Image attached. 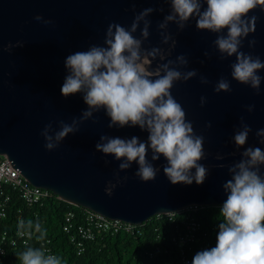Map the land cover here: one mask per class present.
<instances>
[{
  "label": "water",
  "instance_id": "1",
  "mask_svg": "<svg viewBox=\"0 0 264 264\" xmlns=\"http://www.w3.org/2000/svg\"><path fill=\"white\" fill-rule=\"evenodd\" d=\"M132 3L136 4L137 12L150 5L164 8V12L154 11L150 15V35L144 45L159 46L156 25L169 10L165 0H0V155L31 185L126 223L142 224L151 216L191 204L220 206L226 199L222 184L230 178L227 167L238 161L243 148L249 145L264 149L255 136L256 130L264 127V81L257 94L248 85L232 79L230 63L235 55L220 59L212 46L216 33L197 30L194 20L182 31L169 24V31L177 41L169 58L185 53L189 60L187 67L197 69V76L175 82L171 93L184 108L186 119L193 122L194 131L204 135L206 158L201 163L209 172L202 183L169 182L163 173L161 157L153 162L161 165L154 179H138L134 175L137 165L133 162L131 168L119 173L127 179L108 195L104 188L107 181L114 180L119 161L95 150L99 136L107 133L146 139L147 131L138 126L108 128L109 118L103 110L94 113L95 122L85 121L79 131L68 134L56 149L44 148L40 131L46 123L53 121L55 127L58 120L71 122L86 108L79 93L67 97L61 94L65 57L87 49L90 44H102L109 22L130 25ZM249 15L258 19L254 32L245 37L242 50L264 60V11L256 8ZM35 18L54 25V30H42L34 24ZM253 38L256 43L249 48L248 40ZM16 41L23 45L9 51L4 49L5 44ZM205 51L210 56L205 57ZM201 74L208 78V84L200 82ZM260 74L264 75V69ZM220 76L230 80V92L213 91ZM201 95L206 97L203 106L199 102ZM249 104L254 105L252 112L246 110ZM241 116L252 131L246 144L236 149L231 138ZM208 122L211 127H205ZM218 152L223 159L215 158ZM146 156L150 158V152ZM220 164L224 167H217ZM261 171L264 172V166Z\"/></svg>",
  "mask_w": 264,
  "mask_h": 264
},
{
  "label": "clouds",
  "instance_id": "2",
  "mask_svg": "<svg viewBox=\"0 0 264 264\" xmlns=\"http://www.w3.org/2000/svg\"><path fill=\"white\" fill-rule=\"evenodd\" d=\"M169 10L157 23L160 45L145 47L150 35V15L154 11L164 12L163 7L148 6L136 11V4L130 5L133 18L128 26L109 22L102 44H90L85 50L69 53L64 59L66 75L61 85V94L79 93L86 108L71 122L58 120L46 123L40 131L44 148L56 149L68 134L79 131L85 121H96L94 113L103 110L108 128L138 126L147 131L146 139L136 135L118 136L103 133L95 143V150L111 155L119 161L114 180L106 182L104 191L111 195L117 184L127 179L120 171L137 165L134 175L141 181H150L161 170L154 161L163 160V173L169 182L200 184L206 178L209 168L201 161L206 158L203 147L204 135L194 131L193 122L186 119V112L171 89L177 81H187L197 76V69L188 68L185 53L169 58L177 41L169 31V24L182 31L191 21L197 30L216 33L213 48L224 59L235 55L230 63V76L237 82L248 85L257 94L261 92L264 75V60L259 55L242 50L245 37L254 32L258 17L249 15L250 10L264 11V0H165ZM34 24L44 31L54 30V25L43 23L40 18ZM139 32L138 35L136 33ZM255 39L248 40L249 48ZM21 41L4 45L6 51ZM166 46V47H165ZM204 56H210L208 51ZM203 63V61H202ZM202 84L209 80L201 74ZM214 92H230V80L220 76L213 85ZM200 105L206 103L201 95ZM252 112L253 104L246 105ZM205 127H211L210 122ZM250 125L243 116L239 126L234 128L231 138L236 149L246 144ZM258 144L264 145V127L255 132ZM150 152V158L146 153ZM217 160L223 154L217 153ZM264 149L249 145L243 148L240 159L227 167L230 178L222 184L226 199L219 206L216 224L215 244L197 250L190 264H264ZM217 167H224L223 164ZM34 224L37 240L45 232L39 221L21 219L17 233L25 235L24 229ZM29 236L31 232L27 233ZM20 264H63L60 256L42 247L28 246L17 253Z\"/></svg>",
  "mask_w": 264,
  "mask_h": 264
},
{
  "label": "trees",
  "instance_id": "3",
  "mask_svg": "<svg viewBox=\"0 0 264 264\" xmlns=\"http://www.w3.org/2000/svg\"><path fill=\"white\" fill-rule=\"evenodd\" d=\"M74 205L56 200L53 196L42 204L27 207L15 193H11L6 218L0 221V227L13 232L18 227L20 218L25 221H39L45 235L37 240L34 224L25 226L32 235L27 245L7 249L0 254V264H20L17 253L28 246L42 247L41 242L48 241L51 251L60 256L63 264H178L180 252L171 240L181 214H175L170 220L166 215L151 216L141 228V234L132 235L119 232L106 235L103 239L84 241L78 253L77 246L69 241V236L61 229L63 214ZM19 210V211H18ZM197 218L201 223L198 240L193 242L189 255L197 250L215 244L216 224L219 219V206H205L199 210ZM158 248V249H157Z\"/></svg>",
  "mask_w": 264,
  "mask_h": 264
},
{
  "label": "built area",
  "instance_id": "4",
  "mask_svg": "<svg viewBox=\"0 0 264 264\" xmlns=\"http://www.w3.org/2000/svg\"><path fill=\"white\" fill-rule=\"evenodd\" d=\"M11 193H15L16 197L27 207H31L34 204H42L45 199L52 196L56 200L64 201L47 189L31 185L21 175L10 168L6 158L0 155V221L6 218ZM72 205H74V208L68 209L63 214L61 229L69 236V241L77 246L78 253L82 250L84 241L101 240L106 235H115L119 232L132 235L141 234L140 227L143 223L134 224L118 221L105 217L88 208L75 204ZM203 207L205 206L191 204L174 212L158 214V216L166 215L170 220L175 214L182 215L179 223L176 224L174 233L171 235L172 242L176 244L180 252L178 264H190L191 257L189 252L192 248L191 245L198 240V233L201 228L197 214ZM24 232L25 235H19L17 233V227L13 232L0 227V254L10 248L27 245L31 238L27 233L31 231L24 229ZM48 241L41 242L42 248L53 253L48 246Z\"/></svg>",
  "mask_w": 264,
  "mask_h": 264
}]
</instances>
